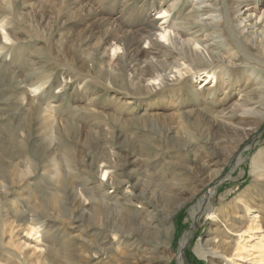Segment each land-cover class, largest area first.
<instances>
[{"label":"rangeland","instance_id":"obj_1","mask_svg":"<svg viewBox=\"0 0 264 264\" xmlns=\"http://www.w3.org/2000/svg\"><path fill=\"white\" fill-rule=\"evenodd\" d=\"M193 1L0 0V264H264V118L223 116L264 67L175 56L163 80L134 61Z\"/></svg>","mask_w":264,"mask_h":264},{"label":"bare ground","instance_id":"obj_2","mask_svg":"<svg viewBox=\"0 0 264 264\" xmlns=\"http://www.w3.org/2000/svg\"><path fill=\"white\" fill-rule=\"evenodd\" d=\"M193 2L194 3L188 10L187 17L183 19V22L176 24L173 28V35L167 38L169 48L167 52L154 50L148 53L149 58H141L139 55L136 56L134 52L136 56L134 61L142 64L143 68L146 69L145 74H143L144 76L156 75L163 80L168 79L171 69H169L166 64L163 65L162 59L164 58L166 60L175 56L179 57L182 61L185 60L195 63L197 66H203L206 62L214 63L222 61L226 67H234L237 66L234 61H239L242 58L243 61H251L253 64L262 65L264 67V56L262 61L260 57L249 53V51L258 53L264 51V17L255 16L253 12L254 7L251 5L252 0H234L233 4H228L229 2L227 3V0H194ZM164 32L167 31L163 30L162 32L158 31L157 33H153L147 30L144 34V38L149 41L150 47L153 48V37L159 36L161 39H165L163 35ZM130 44L125 50L126 53L134 49L133 44L135 43ZM193 46H199L201 52L198 53L197 51H193ZM161 47L164 46L161 45ZM241 96V103L238 104V113L234 115L225 114L223 116L229 119L239 118L241 125L247 124L246 122L248 120L263 119L264 84L251 87ZM245 127H247V125ZM245 127L240 128V130L246 131ZM248 131L252 133L249 135L245 134V138L256 134L258 129L250 128ZM243 140L244 139L241 140V143ZM262 158H264V156ZM93 168L96 170V164ZM102 168L103 170L101 172L105 173L108 170L107 165H103ZM204 189L206 194L204 195L203 193L198 204L190 213L192 221L199 219L197 217L201 214V211L204 209V203L208 195L212 192L209 187H204ZM67 196V198H71L70 201H74L75 196L72 192L67 194ZM88 198L89 199H86L85 202L77 203L81 215L85 212L87 200L89 202L94 200V197L91 195H89ZM98 202L101 204V207L109 205L108 202L103 199ZM177 209H179V207H177ZM125 210H127L128 216L131 217L132 211L134 212V210H129L127 206ZM172 213L174 214L175 212L173 211ZM172 213L166 214L162 220L167 222L171 218ZM133 219H127L128 223L135 225L137 222ZM29 231H32V229L30 228ZM185 237L179 243L180 256L186 242ZM126 240H128V245L133 249H136L140 242H142L140 241L141 239L132 236L127 237Z\"/></svg>","mask_w":264,"mask_h":264}]
</instances>
